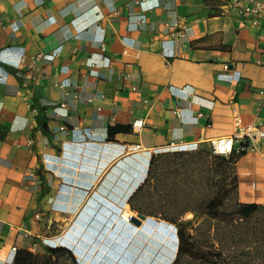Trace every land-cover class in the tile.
<instances>
[{
	"label": "crops",
	"instance_id": "1",
	"mask_svg": "<svg viewBox=\"0 0 264 264\" xmlns=\"http://www.w3.org/2000/svg\"><path fill=\"white\" fill-rule=\"evenodd\" d=\"M229 1L0 0V264L82 211L130 208L149 154L209 148L234 104L264 122V22ZM237 171L240 200L264 204V140Z\"/></svg>",
	"mask_w": 264,
	"mask_h": 264
},
{
	"label": "trees",
	"instance_id": "2",
	"mask_svg": "<svg viewBox=\"0 0 264 264\" xmlns=\"http://www.w3.org/2000/svg\"><path fill=\"white\" fill-rule=\"evenodd\" d=\"M38 119L47 131V118ZM242 154L228 157L200 146L151 156L127 201L138 213L176 225L178 249L171 264H264V204L240 200ZM190 212L203 216L192 228L183 220ZM16 263L84 264L62 245H48L42 253L20 249Z\"/></svg>",
	"mask_w": 264,
	"mask_h": 264
},
{
	"label": "rangeland",
	"instance_id": "3",
	"mask_svg": "<svg viewBox=\"0 0 264 264\" xmlns=\"http://www.w3.org/2000/svg\"><path fill=\"white\" fill-rule=\"evenodd\" d=\"M148 159L145 173H147L151 159L150 154ZM128 209L130 213L138 216L137 211L129 207ZM82 212L78 214L74 223L56 227L55 235L68 233L74 239V234L77 233L78 239H76L79 243H76L81 247V251L73 248L77 247L76 245L71 244V247L70 244L63 243L61 238L59 242L70 246L71 250L74 249V253L84 258L87 264H171L173 262L177 246L174 226L170 225V232L166 234L160 228L141 223L137 225L140 229L133 234L128 224L124 221L120 222L121 219L115 220L118 224L117 228L114 226L112 230H109L114 222L112 218L109 219V213L96 215ZM202 218V215L190 212L184 216L183 220L189 228H192ZM79 219L81 224L78 222Z\"/></svg>",
	"mask_w": 264,
	"mask_h": 264
},
{
	"label": "built area",
	"instance_id": "4",
	"mask_svg": "<svg viewBox=\"0 0 264 264\" xmlns=\"http://www.w3.org/2000/svg\"><path fill=\"white\" fill-rule=\"evenodd\" d=\"M136 1L139 2L142 0H136ZM227 7L229 11L235 13L240 17L258 19V20L260 19L263 20L264 22V0H230ZM42 55H43L42 53H38L36 54L35 58L41 57ZM261 61H264V56L262 57ZM224 67L228 68L229 64L225 63ZM259 94L262 96V107H264V86L259 89ZM232 115H233V124H234V130L232 134L214 138L209 143V148L212 150V152L217 154H222L228 157L234 153L242 154L251 150H255L260 146L261 142L264 140L263 121L253 120L252 122L244 123L242 120L240 108L237 104L236 105L234 104L232 107ZM134 121L135 122L133 123V125L135 127L142 126L144 122L142 118H137ZM198 138L201 139V136H199ZM140 147H141L140 144H135L129 146V149L137 150L140 149ZM191 147H200V146L199 144L195 143L194 145L191 146H172L166 150L188 149ZM128 197L126 198V201ZM122 214H123V209L116 215L117 217L110 214L109 219L112 218L114 221L112 225L116 226L117 228L118 224H116L117 222L115 223V220L118 221L121 219L120 222L124 221V223L128 224V226L131 229H133V226L127 223L122 218ZM103 215H106V213H103ZM38 216L40 217V215ZM137 217H140L139 213ZM141 219H146V218H141ZM159 220H163V219H159ZM78 222L81 224L80 220H78ZM63 236L65 235L64 234L56 235L55 238L52 240V242L48 243V245H53V246L63 245L61 242H59V239ZM36 245L37 243H34V246ZM76 250L80 251V249H76ZM78 259L80 260L81 263L87 264L84 258L78 257Z\"/></svg>",
	"mask_w": 264,
	"mask_h": 264
},
{
	"label": "bare ground",
	"instance_id": "5",
	"mask_svg": "<svg viewBox=\"0 0 264 264\" xmlns=\"http://www.w3.org/2000/svg\"><path fill=\"white\" fill-rule=\"evenodd\" d=\"M144 163V162H143ZM147 164V163H146ZM144 173V172H143ZM131 216H134L132 213H130L129 212V209L127 208L126 210L124 209L123 210V214H122V218L127 222V223H129L130 225H132L133 226V229H132V233L134 234L135 232H137V230H139L140 229V227L139 226H137V224H135L134 222H132L131 221ZM141 219V218H140ZM117 221V220H116ZM164 221V220H163ZM162 220H159V219H156V218H154V217H151V219L150 218H147V219H142V224L143 225H146V226H150V227H153V228H159L161 225H162V223H164ZM166 222V221H165ZM116 223V222H115ZM77 226V225H76ZM114 226V225H113ZM173 226V225H172ZM78 228H79V226H77ZM113 228V227H112ZM81 229V228H80ZM175 229V228H174ZM109 230H112V229H110L109 228ZM166 230H168V229H166ZM66 236H68V237H72V236H70L68 233L67 234H65V236H63V237H61V241H63V243H67V244H70V246L72 247V245H76L77 247H73V248H75V249H80V251H81V247L80 246H78L77 245V243L76 242H78L77 241V239H78V237H76V236H78L77 235V233H75L74 234V236H75V238L73 239L74 241L72 242V243H69V241H68V237L66 238ZM77 238V239H76ZM79 243V242H78ZM72 244V245H71ZM80 247V248H79Z\"/></svg>",
	"mask_w": 264,
	"mask_h": 264
},
{
	"label": "water",
	"instance_id": "6",
	"mask_svg": "<svg viewBox=\"0 0 264 264\" xmlns=\"http://www.w3.org/2000/svg\"><path fill=\"white\" fill-rule=\"evenodd\" d=\"M139 216L141 217V218H150L151 219V217L152 216H148V215H146V214H144V213H139ZM131 221L132 222H134L135 224H141L142 223V219H140L139 217H137V216H131ZM166 221V220H165ZM166 223L167 224H169V225H173L174 226V228H175V237H176V239H178V233H177V227H176V225H174V224H172V223H170V222H168V221H166ZM179 240V239H178ZM178 240H177V246H176V252H175V255H174V259H175V256H176V253H177V249H178ZM63 245H65V246H67V247H69V248H71L70 246H68V245H66V244H63Z\"/></svg>",
	"mask_w": 264,
	"mask_h": 264
}]
</instances>
